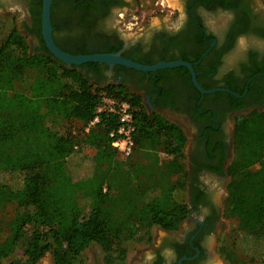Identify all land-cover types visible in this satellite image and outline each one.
I'll use <instances>...</instances> for the list:
<instances>
[{"label": "trees", "instance_id": "1", "mask_svg": "<svg viewBox=\"0 0 264 264\" xmlns=\"http://www.w3.org/2000/svg\"><path fill=\"white\" fill-rule=\"evenodd\" d=\"M0 83V264H37L47 253L51 264H85L93 246L104 263L125 264L126 243L151 244L153 227L174 231L186 219L187 138L178 124L149 115L127 89L31 55L26 36L1 14ZM105 97L130 105L129 154L112 145L117 110L90 125ZM33 149L54 158L34 157ZM250 166L264 177V127L255 117L239 123L227 168L224 215L235 225L219 235L217 251L228 264H264V195L242 190ZM192 189L195 203L202 191Z\"/></svg>", "mask_w": 264, "mask_h": 264}, {"label": "flooded vegetation", "instance_id": "2", "mask_svg": "<svg viewBox=\"0 0 264 264\" xmlns=\"http://www.w3.org/2000/svg\"><path fill=\"white\" fill-rule=\"evenodd\" d=\"M8 1L22 15L17 28L27 36L31 55L51 56L101 87L127 89L149 115L175 122L187 138L189 214L125 264H224L217 251L222 211L199 176L230 178L239 123L255 117L264 127V0H178L174 6L167 0H52V37L59 48L72 55L117 53L144 65L184 62L153 70L99 61L67 64L43 39L42 0H0V14L7 17L13 12ZM165 7L175 17L160 14L156 25L125 37L121 27L132 8ZM192 188L202 191L195 203ZM93 264L106 263L100 257Z\"/></svg>", "mask_w": 264, "mask_h": 264}, {"label": "rangeland", "instance_id": "3", "mask_svg": "<svg viewBox=\"0 0 264 264\" xmlns=\"http://www.w3.org/2000/svg\"><path fill=\"white\" fill-rule=\"evenodd\" d=\"M177 4H178V0H176V5ZM6 6L8 7L9 11L13 9V12L10 14V16L12 17L15 25L16 23H15L14 18L15 17L18 18V23H17L18 25L16 26L21 28L20 18L22 17V15L19 14L18 9L16 7H13L10 1L6 3ZM167 8L168 7H165L164 11L162 12L158 9L154 10L151 8H146V9H141V10L132 8L131 13H129L128 15V19L125 20L126 24L121 27L122 29L127 30V31H124L127 35V36L125 35V37H128V36L133 37L134 35H137L140 32L145 31L146 29H148V27L156 25L157 23H159V18L161 17L160 14H163L166 18H167V13L168 15L170 14L172 18L175 17L174 14L171 13L172 11ZM134 15H136L137 17L132 18ZM133 22H137V24L132 25ZM29 51H30V45H29ZM1 87H2V84L0 83V92H3V89ZM256 127L258 126L256 125L254 129H256ZM39 134L41 136L46 137V135L44 133L42 134L40 130H39ZM253 134L257 135V133L255 132ZM159 143L162 144V141L160 140ZM188 150L189 149H184L185 152H187ZM33 151L36 153L34 154L33 152L34 157L37 156L39 159H42L44 161H49L54 158V156L48 152H41L37 149L35 150L33 149ZM0 155H3L1 153V149H0ZM88 170H89V167L87 166L85 168V171L88 172ZM199 178L201 179L202 184L208 189V191H210L214 200L219 204L220 210L222 211V218L220 220L219 229H218V232H219L218 237H219L221 233L229 231L235 225L234 220L227 218L224 215L225 201L228 195L230 194L229 188H230L231 177L218 179V177H213L210 174H205V175L199 176ZM241 182H242V190L243 192H245L246 195L248 196L254 195L258 197H260L261 195H264V177L260 174L257 167L250 166V168L247 170V173L244 174V177L241 179ZM184 196L186 200L189 201L188 191L185 192ZM65 199H66L65 205L67 208L70 209L73 206V203L67 197H65ZM163 232L164 231L161 228L153 227L154 238L158 239L163 234ZM126 245L130 246L129 254H128L129 258L137 256L139 254L137 251L140 248H143L146 246V244L144 243H141V242L138 243L134 241L128 242L126 243ZM84 255H85V260H84L85 264H93L95 263V261H97V259L101 257V252L99 251L98 247L93 246V247L88 248L85 251ZM50 259H51L50 254L47 253L45 256H43L38 261L37 264H51ZM222 260L224 261V264L225 263L228 264L226 260H224L223 257H222Z\"/></svg>", "mask_w": 264, "mask_h": 264}, {"label": "water", "instance_id": "4", "mask_svg": "<svg viewBox=\"0 0 264 264\" xmlns=\"http://www.w3.org/2000/svg\"><path fill=\"white\" fill-rule=\"evenodd\" d=\"M51 5H52V0H42V13H41L42 36L50 52L56 58L62 60L67 64H80L86 61H99V62H106L109 64H114V63L124 64L126 66H131L141 70H153L159 67H170V66L184 64V62L181 61H173V62H161L155 65H144L141 63H137L131 59L125 58L117 53L72 55L59 48L53 40L52 24H51Z\"/></svg>", "mask_w": 264, "mask_h": 264}, {"label": "built area", "instance_id": "5", "mask_svg": "<svg viewBox=\"0 0 264 264\" xmlns=\"http://www.w3.org/2000/svg\"><path fill=\"white\" fill-rule=\"evenodd\" d=\"M118 111L119 125L116 130L110 133L113 137L112 145L124 154H129L134 145L133 133L135 131L133 114L130 105L126 101L118 102L113 98L105 97L97 108L96 115L90 121V125L99 121V113L102 111Z\"/></svg>", "mask_w": 264, "mask_h": 264}, {"label": "bare ground", "instance_id": "6", "mask_svg": "<svg viewBox=\"0 0 264 264\" xmlns=\"http://www.w3.org/2000/svg\"><path fill=\"white\" fill-rule=\"evenodd\" d=\"M167 1H168V4L171 6L176 5V0H167Z\"/></svg>", "mask_w": 264, "mask_h": 264}]
</instances>
